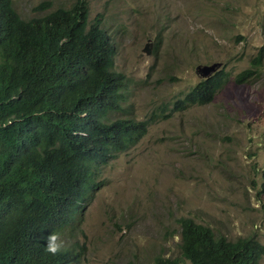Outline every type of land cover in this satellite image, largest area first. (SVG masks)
<instances>
[{
    "label": "rangeland",
    "instance_id": "1",
    "mask_svg": "<svg viewBox=\"0 0 264 264\" xmlns=\"http://www.w3.org/2000/svg\"><path fill=\"white\" fill-rule=\"evenodd\" d=\"M76 1L13 3L32 19ZM87 1L90 23L101 20L114 68L127 77L116 117L151 125L103 169L104 187L61 235L66 246L85 247L83 264H154L181 256L185 217L231 240L264 243V59L253 66L264 49V0ZM199 66L214 67L216 94L173 111L211 77Z\"/></svg>",
    "mask_w": 264,
    "mask_h": 264
},
{
    "label": "trees",
    "instance_id": "2",
    "mask_svg": "<svg viewBox=\"0 0 264 264\" xmlns=\"http://www.w3.org/2000/svg\"><path fill=\"white\" fill-rule=\"evenodd\" d=\"M89 18L87 0L32 19L0 0V264H83L84 246L53 256L43 238L70 228L104 187L103 169L149 131L148 120L116 117L127 77L101 20ZM263 59L264 49L253 66ZM220 84L217 74L202 80L173 111L211 101ZM179 225L181 256L154 264H264L254 236L231 240L191 217Z\"/></svg>",
    "mask_w": 264,
    "mask_h": 264
},
{
    "label": "clouds",
    "instance_id": "3",
    "mask_svg": "<svg viewBox=\"0 0 264 264\" xmlns=\"http://www.w3.org/2000/svg\"><path fill=\"white\" fill-rule=\"evenodd\" d=\"M213 75L214 74L210 76ZM43 240L45 251L53 256L62 253L65 249L66 241L62 238L61 234L58 231L50 232L46 237L43 238Z\"/></svg>",
    "mask_w": 264,
    "mask_h": 264
},
{
    "label": "water",
    "instance_id": "4",
    "mask_svg": "<svg viewBox=\"0 0 264 264\" xmlns=\"http://www.w3.org/2000/svg\"><path fill=\"white\" fill-rule=\"evenodd\" d=\"M213 71H214L213 66H199L198 67V73H202L203 75L205 74L206 77L210 76Z\"/></svg>",
    "mask_w": 264,
    "mask_h": 264
}]
</instances>
